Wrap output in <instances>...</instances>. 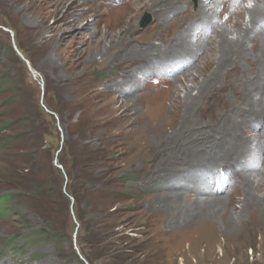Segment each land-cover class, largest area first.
Returning a JSON list of instances; mask_svg holds the SVG:
<instances>
[{
  "label": "rangeland",
  "instance_id": "374dc122",
  "mask_svg": "<svg viewBox=\"0 0 264 264\" xmlns=\"http://www.w3.org/2000/svg\"><path fill=\"white\" fill-rule=\"evenodd\" d=\"M76 1L79 10L70 20L67 13L72 0H0V83L17 80L23 103L52 115V120L45 121L50 135L44 138L36 158L26 157L30 148L24 138L12 149L0 147V195L21 193L5 181L11 169L28 179H32L30 172L49 179L58 169L54 161L62 156L65 143L73 149L109 150L115 164L100 184L111 196L95 195L81 205L84 220L94 230L102 222L108 250L123 249L126 256L122 260L134 264H264V150L252 132H260L264 119L254 122L260 103L250 113L247 100L238 94V90L258 83L256 50L247 53L237 74L226 75L223 67L228 79L220 76L210 96L193 109L192 121L197 123L183 126L184 104L173 103L171 96L174 90L179 98L185 89L196 93L210 72L207 66L214 51H206L204 58L197 56L190 73L184 78L176 75L178 80L171 77V69L161 66L135 69V79L122 94L130 101L120 105L115 90L125 78L112 61L117 43L123 40L122 35L117 37L119 28L129 21L138 40L150 34L155 20L168 18L169 23L171 15L157 16L147 6L131 9L134 0ZM198 1L185 0L190 13L196 11ZM253 3L243 0L242 5L250 9ZM223 15L218 17L222 22L227 18ZM145 16L149 21L142 28ZM255 25L264 30V16L256 17ZM243 27L250 28V23ZM198 38L190 40L194 44ZM153 42L161 43L159 39ZM18 44L27 51L31 63L23 58L34 74L18 57ZM138 64L130 68L141 67ZM11 94L7 86L0 88V124L20 114L21 105L9 99ZM45 100L60 105L61 119L46 107ZM228 103L235 106L232 111H228ZM222 109L238 122L253 120L242 124L250 142L240 152L226 148L212 132L221 124ZM14 128L20 131L19 125ZM7 134L3 132L2 138ZM48 148L51 163L44 152ZM100 163L96 159L90 172H104L106 167ZM60 173V190L65 195L69 183L64 171ZM119 178L126 180L119 183ZM69 199L68 219L57 211L64 233L61 242H54L35 235L46 227L37 199L15 198L11 204L14 215L0 218V264H87L76 244L79 224ZM105 204L108 214L114 209L117 214L103 218L107 215L101 209ZM103 263L112 261L106 258Z\"/></svg>",
  "mask_w": 264,
  "mask_h": 264
},
{
  "label": "bare ground",
  "instance_id": "6f19581e",
  "mask_svg": "<svg viewBox=\"0 0 264 264\" xmlns=\"http://www.w3.org/2000/svg\"><path fill=\"white\" fill-rule=\"evenodd\" d=\"M242 2L243 0H206L205 2L199 0L197 9L192 14L187 9L185 0H134L132 2L133 8L131 9L147 6L157 16L170 14L171 20L169 23H167L168 18L164 19V21H162L163 18L159 21L155 20L150 34L145 38H138V40L133 37L134 29L129 21L126 20L119 28L117 37L122 35L123 40L120 43L116 41L117 46L112 61L122 70L121 72L125 80L124 84L115 90L117 93V99H115L119 100L120 105H124L130 101L122 94L125 91L124 87L135 79V69H153L161 66L163 69H171V77H175V80H178L180 78L176 77V75L180 74L181 77H186V74H189L192 67H194L193 62L197 56L202 54L203 57L207 53L206 51L211 50L214 51L211 53L213 57L211 62L213 64L210 63L207 66L210 72L196 88V93L192 95L189 89H185V95L179 98L177 90H174L171 96L173 103L184 104L182 125L185 126L190 123L195 125L197 122L192 121V113L198 102L202 98L210 96L213 89L218 85V82L221 81L220 76L226 77V75L230 76L231 73L237 74L239 65L242 63V60L246 59L247 53L250 55L251 52L256 50L257 56L254 59L260 67L257 78L258 83L248 89L238 90V94L247 100L248 111L250 113H254L256 111H254L255 107L260 103V112L256 113V117L252 116L254 117V122L258 121V119L260 120L261 117L264 119V30L255 25L256 17L264 16V0H253V6L250 9H245ZM206 7H210L209 11L205 10ZM78 8L79 4L76 0H72L69 3L68 10H70V13L67 14H70V20L73 19L72 16L74 14H77ZM90 10L92 9L89 8ZM224 13L227 14V18L222 22L218 17ZM214 17L217 18L214 20ZM246 22L250 23V28L243 27ZM169 32H173L174 35H168ZM233 34H235V38H229ZM197 36L199 38L193 44L190 39ZM175 37L177 38L175 39ZM114 39H116L115 36L113 37V41ZM155 39H159L161 43L159 42L160 44L156 45L153 42ZM134 42L137 45H133L132 43ZM250 42L251 46L250 44L248 45ZM89 60H93V57L90 56ZM213 60L216 61L213 62ZM136 63L141 64L136 65L141 67L130 68L131 65H135ZM205 65L206 63L204 64V68ZM212 65L214 67L211 68ZM223 67L228 71L225 73L226 75H223L225 72V70L223 71ZM172 68H175V70H172ZM192 79L193 81L196 80L195 77ZM110 90L112 91V89ZM134 92L130 93V95ZM255 95H260V97L253 99ZM228 105V111H232L235 108L230 103ZM220 111H223V117L218 122L221 124L217 126L218 130L214 128L212 132L216 137L221 139L222 145L226 148H235L239 152L244 150L250 141L245 136L242 124L244 121L253 122V120L247 118L238 122L234 115L230 116V114H226L228 111L223 109ZM218 123L216 122V124ZM227 126L230 127L226 128ZM252 132H254L253 136L256 138V142L261 146V151L264 150V126L261 127L260 132Z\"/></svg>",
  "mask_w": 264,
  "mask_h": 264
},
{
  "label": "trees",
  "instance_id": "16d2710c",
  "mask_svg": "<svg viewBox=\"0 0 264 264\" xmlns=\"http://www.w3.org/2000/svg\"><path fill=\"white\" fill-rule=\"evenodd\" d=\"M17 49L20 51L22 56L31 63V59L27 54V51L21 46L17 45ZM4 80V78H2ZM17 80H9L4 83H0V88L8 87L11 89L12 94L9 96L10 100H13L16 105L20 106V114L14 120H6V122L0 124V147H8L15 143L22 142L24 138L29 145V152L26 153V157L33 156L36 158L38 151L44 146V138L49 136L45 130V121L49 118L52 120V115H46L39 110L38 107L28 105L23 103V94L19 89L16 88ZM20 87V86H19ZM16 88V89H15ZM46 96L48 95V89L46 88ZM55 97V96H54ZM56 98V97H55ZM57 99V98H56ZM20 101V102H19ZM49 100H45L46 107L54 112L58 118L61 119V111L59 110L60 105H52ZM55 106V107H54ZM51 129L55 130L54 122L50 121ZM17 125L20 126V131L17 133L15 128ZM3 132H7L8 136L2 138ZM12 149V148H11ZM11 151V150H10ZM22 151V149H21ZM26 151V150H25ZM62 156L58 158V165L62 167L64 174L66 176L69 186L66 188L65 195L62 194L60 190V177L61 173L59 169H55L51 177L46 179L38 172L31 173L32 179H28L23 175L16 172V169H11L9 171V178H5V181L14 185L21 192L19 195H12L10 192L0 195V218L10 217L14 215V211L11 209V204L14 203L17 197L36 198L39 209L42 212L44 221L46 222V227L40 231H36L35 235L42 240H53L54 242H61V231L63 225L57 219V211L60 210L63 216L68 219L70 204V199H72V212L76 217V222L79 224L78 227V237H77V247L80 255L87 264H104V259L108 258L113 263L117 261L118 264H134L132 260H122L126 256L124 250H108L109 243L106 240V235L104 234V229L101 228V221L96 225L97 230H94L87 221L84 220V214L81 210V205L85 202H90L95 195L104 194V196H111V192L108 189H104V185L100 184L104 179L112 173L110 166L115 164V158L110 151H104L102 149L90 150L88 146H82L80 149H73L69 143L61 148ZM44 152L47 153V161L51 163L52 155L50 152L51 148H48ZM19 157V156H18ZM31 158V159H32ZM29 159L28 162L31 160ZM57 159V157H56ZM98 159L102 166L106 167L104 172L91 173L93 167V162ZM18 171V170H17ZM29 170H27L28 172ZM26 172V173H27ZM56 180L58 182H56ZM126 178H119V183H124ZM62 182V179H61ZM117 182V181H115ZM98 188L95 186L99 185ZM68 185V184H67ZM108 185V184H107ZM106 185V187H107ZM67 196V197H66ZM97 205V204H95ZM108 204H105L101 209L103 215L106 214V209ZM117 209H114L107 213L103 218L114 216ZM123 239L131 240L126 235H122ZM70 239V238H69ZM118 239L116 240V242ZM102 259V260H101ZM118 259V260H117Z\"/></svg>",
  "mask_w": 264,
  "mask_h": 264
},
{
  "label": "water",
  "instance_id": "95a60500",
  "mask_svg": "<svg viewBox=\"0 0 264 264\" xmlns=\"http://www.w3.org/2000/svg\"><path fill=\"white\" fill-rule=\"evenodd\" d=\"M149 18H148V16H147V18H146V16H145V20L142 22V24H141V27L143 28V27H145L147 24H148V20ZM16 53H17V55H18V57L25 63V65L27 66V68H28V70L30 71V73H32V74H34L33 73V71L30 69V66H29V63H28V61L27 60H25L24 58H23V56L18 52V51H16ZM46 113H48V114H51V113H49V112H47L46 111ZM54 165L59 169V170H62L61 169V166H59L58 164H57V162H56V160L54 161ZM72 200H71V209H72Z\"/></svg>",
  "mask_w": 264,
  "mask_h": 264
}]
</instances>
